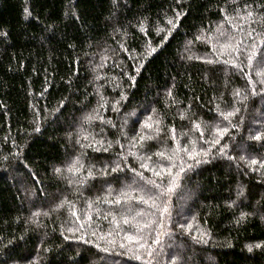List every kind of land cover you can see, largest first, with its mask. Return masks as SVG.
Listing matches in <instances>:
<instances>
[{
  "label": "trees",
  "instance_id": "obj_1",
  "mask_svg": "<svg viewBox=\"0 0 264 264\" xmlns=\"http://www.w3.org/2000/svg\"><path fill=\"white\" fill-rule=\"evenodd\" d=\"M259 162L264 0H0V264H264Z\"/></svg>",
  "mask_w": 264,
  "mask_h": 264
},
{
  "label": "snow or ice",
  "instance_id": "obj_2",
  "mask_svg": "<svg viewBox=\"0 0 264 264\" xmlns=\"http://www.w3.org/2000/svg\"><path fill=\"white\" fill-rule=\"evenodd\" d=\"M249 15H251V13H249ZM169 23H172V21H169ZM258 75H260V74H258ZM228 115H231V113H229ZM255 139H257V140H260L261 139V137L259 136V135H257L256 137H254ZM214 143H218V141H213ZM258 163V161L256 160V159H252L251 161H250V164L251 165H256ZM260 163V167L261 168H264V162H259ZM56 171H60L59 169H57ZM121 247H123V245H121ZM138 258V257H137Z\"/></svg>",
  "mask_w": 264,
  "mask_h": 264
}]
</instances>
